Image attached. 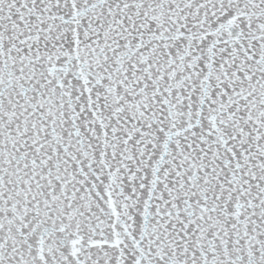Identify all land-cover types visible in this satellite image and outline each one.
Masks as SVG:
<instances>
[{"label": "snow or ice", "instance_id": "obj_1", "mask_svg": "<svg viewBox=\"0 0 264 264\" xmlns=\"http://www.w3.org/2000/svg\"><path fill=\"white\" fill-rule=\"evenodd\" d=\"M0 264H264V0H0Z\"/></svg>", "mask_w": 264, "mask_h": 264}]
</instances>
